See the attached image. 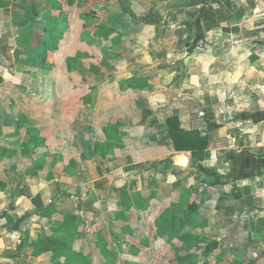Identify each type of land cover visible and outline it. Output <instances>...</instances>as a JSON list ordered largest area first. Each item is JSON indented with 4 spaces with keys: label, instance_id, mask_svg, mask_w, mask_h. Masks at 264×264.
I'll list each match as a JSON object with an SVG mask.
<instances>
[{
    "label": "crops",
    "instance_id": "1",
    "mask_svg": "<svg viewBox=\"0 0 264 264\" xmlns=\"http://www.w3.org/2000/svg\"><path fill=\"white\" fill-rule=\"evenodd\" d=\"M57 8L56 0H0V264H52L39 243L62 215L80 213L100 230L97 238L125 245L144 224L139 209L147 202L157 216L170 208L157 224V245L169 240L183 264H264V48L256 49L252 4L106 0L105 18L88 20L112 21L100 37L119 42L100 65L85 64L96 83L86 81L87 106L65 129L49 117L42 62L64 28ZM74 62L69 68L79 72ZM108 83L114 93L99 119L163 154L133 160L112 129L107 150L96 148L94 89ZM171 117L208 137L201 160L174 150L164 128ZM37 197L54 213L37 214ZM171 220L179 231L160 236ZM92 237L76 235L73 250Z\"/></svg>",
    "mask_w": 264,
    "mask_h": 264
},
{
    "label": "trees",
    "instance_id": "2",
    "mask_svg": "<svg viewBox=\"0 0 264 264\" xmlns=\"http://www.w3.org/2000/svg\"><path fill=\"white\" fill-rule=\"evenodd\" d=\"M106 0H56L59 18L64 24L63 30L54 39L52 46L47 48L42 57V62L48 66L44 79L50 89L49 117L55 119L58 126H65L68 120H73L77 110L87 106L86 100L81 93L87 89L90 94L93 88L83 83L79 72L69 68L70 62L80 61L89 65H100L102 62V52L94 44H88L82 40V35L96 29L88 22V19L105 18L104 5ZM114 84L108 83L97 86L94 89L96 98L94 108L91 111L93 120L91 131L94 134L95 145L99 150H107L106 143L109 141L107 131L112 129L118 135V149L125 150L131 159L135 160L138 155L145 158L155 156L162 151H155L151 146H142L129 135L122 133L116 122L99 119L102 117L107 107L108 96L114 93ZM88 94V95H89ZM68 119V120H67ZM164 128L173 148L177 152H189L193 159L201 160L204 150L209 144L207 136H202L198 132H187L180 128L179 120L176 117L166 119ZM47 138L48 144H54L53 134L50 131L42 132ZM47 144V145H48ZM104 148V149H103ZM37 214L41 216L54 213L51 206L43 207L39 205V198L32 200ZM141 203V202H140ZM152 202H147L139 209L143 225L136 235L126 234L125 252L119 251L117 259L122 264H183L176 255V249L169 240H163L157 245V224L162 219H166L170 208L163 210L158 216L157 206ZM75 216L67 217L62 215V223L57 225L56 232L44 238L39 244L42 251L51 253L58 259L61 255L67 254L66 264H103L106 250L101 248V241H97L100 230L94 224L87 225L81 223L78 229L75 225ZM176 225V222L174 223ZM173 226V224H172ZM88 235L95 239L87 241L89 252L84 254L81 251H74L72 248L75 236ZM168 256V258H167Z\"/></svg>",
    "mask_w": 264,
    "mask_h": 264
},
{
    "label": "rangeland",
    "instance_id": "3",
    "mask_svg": "<svg viewBox=\"0 0 264 264\" xmlns=\"http://www.w3.org/2000/svg\"><path fill=\"white\" fill-rule=\"evenodd\" d=\"M47 1L48 2H52V3L55 2V0H47ZM109 4L110 3L108 2V5H107L108 7L107 8L109 10L110 16L113 17L112 16L114 14L113 13V9H112L113 7H111ZM109 20H113V19L111 18ZM88 22L89 23H94L93 20H88ZM256 23H257L258 28L255 29V30L260 35L259 36V39L260 40L257 41L256 49L259 50V49L264 48V21L258 20V21H256ZM95 25L97 26L98 31L95 32V33H86V34L83 35V38L82 39L85 40V41H87V42H89V43L95 44L97 47L100 48V50H101L102 53L103 52L104 53L106 52V54H107L110 51V49H112V46L113 45L116 46L118 44L119 40L117 39L118 37L116 36V37L110 38V39L107 38V41H104V40H102L103 37H100V33H104L101 30H105V29L111 28L113 26V22L112 21L105 22L104 20H102V21L96 22ZM110 34H111V32H110ZM109 36L110 35H108L107 37H109ZM72 66H74L76 69L79 70V74L81 76V80H82L83 83H86V81L89 84H91V85H93L94 83H96V81L93 78L94 74L92 73V71H91L92 69H91L90 66L85 65V64H81V63H77V62H74ZM88 94L89 93L87 92V89H85L81 93V95L84 96V99L86 101H87L88 96L91 93L89 95ZM112 122H113V120H112ZM111 135L114 136L115 134L112 133V134H110V136ZM114 138H115V136H114ZM96 153H97V151H96ZM180 155H182V154H180ZM173 211L175 213H177L176 216L178 214L180 215V217L182 216L183 210H178V209L174 208ZM77 214H78L77 216L74 215L75 216L74 219H76L75 220L76 227L80 226V224L83 222V219L80 216V213H77ZM163 220H165V219H162L160 221V224L161 225L164 222ZM171 222H173V226L170 225L171 226V230L169 229L170 227L168 225H163L162 227L167 228V230H165V232H160L159 233L160 236L169 237V236H171L172 233H176V232L179 231V229L181 228V226L178 225L179 222H177L176 225L174 224V221L173 220H171L170 223ZM78 229H79V227H78ZM137 230H139L138 232L140 233V229L138 228ZM48 234L49 235H52V232L49 231ZM78 236L81 238L80 235H78ZM99 240H101V242H102V244L100 243L101 248L104 247V249L106 250V255H104L105 257H104L103 264H122V262L119 259H117V253L119 251H121V250H122V252H125L127 250L126 249V245H120V243L118 241L114 242V245H113L112 244L113 242H107V241H105L103 239V237L101 239L100 238H97V241H99ZM75 248H76V250L81 251L84 254H86V253L89 252V248H88V245H87V241L86 240L84 241L83 239H81L79 243L75 244ZM167 258H168V256H167ZM66 262H68L67 254H65V256H60L58 259H54L53 262H52V264H66ZM160 264H165V263L162 262Z\"/></svg>",
    "mask_w": 264,
    "mask_h": 264
},
{
    "label": "built area",
    "instance_id": "4",
    "mask_svg": "<svg viewBox=\"0 0 264 264\" xmlns=\"http://www.w3.org/2000/svg\"><path fill=\"white\" fill-rule=\"evenodd\" d=\"M253 7V14L259 20L264 21V0H248Z\"/></svg>",
    "mask_w": 264,
    "mask_h": 264
}]
</instances>
